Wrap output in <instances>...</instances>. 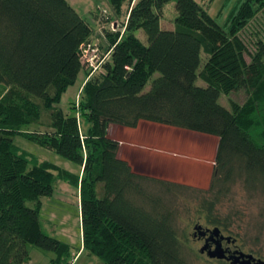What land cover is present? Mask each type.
I'll list each match as a JSON object with an SVG mask.
<instances>
[{"label": "trees", "instance_id": "16d2710c", "mask_svg": "<svg viewBox=\"0 0 264 264\" xmlns=\"http://www.w3.org/2000/svg\"><path fill=\"white\" fill-rule=\"evenodd\" d=\"M169 1L177 15L174 28L164 29ZM109 5L112 13L91 12L108 43L97 44L95 68L82 56L93 42L91 23L67 0H0V264H28V244L55 251L48 264L72 263L68 245L46 234L39 218L40 198L52 195L58 179L77 189L82 249L103 264H192L187 234L178 233L180 210L196 239L197 224L227 229L220 208L236 180L264 195V38L251 51L239 36L264 0H241L227 29L196 0ZM80 72L86 80L65 113L60 101ZM240 90L243 102H219L221 93ZM44 110L48 129L26 130ZM141 121L217 137L207 191L190 199L193 189L137 172L118 155L110 126L136 128ZM18 135L71 159L80 171L31 159L15 142Z\"/></svg>", "mask_w": 264, "mask_h": 264}, {"label": "rangeland", "instance_id": "374dc122", "mask_svg": "<svg viewBox=\"0 0 264 264\" xmlns=\"http://www.w3.org/2000/svg\"><path fill=\"white\" fill-rule=\"evenodd\" d=\"M70 5L79 12L86 20L90 21L93 32L102 38L104 32L98 21L92 19L93 10L106 9L112 13L109 0H67ZM202 3L210 16L216 19V22L227 29L228 15L233 7H236L241 0H196ZM164 18L170 19L174 27V19L177 15L174 1H169L164 6ZM138 36L146 40L144 31H138ZM239 36L247 44L251 51H254L255 43L258 38H264V10L258 12L246 28L241 30ZM98 38V40L100 39ZM97 40V42H98ZM206 54L203 52L201 57V66L204 65ZM84 59V58H83ZM249 57L246 56V60ZM157 73L155 74V76ZM84 72L77 77V82L70 86L63 94L59 106L65 113L71 112V102L76 100L80 94L79 87L82 85ZM197 84L202 85L204 81L197 79ZM150 80L145 87L149 88ZM2 89V87H0ZM7 89L3 92L5 93ZM35 99L38 97L33 96ZM247 95L243 90L225 95L220 94L219 102L223 105H230V98L236 102H243ZM1 98V97H0ZM50 111H42L41 120L33 122L26 130L45 131L48 129L50 121ZM83 130H87L89 124L84 118L81 120ZM150 121H142L136 128H121L113 125L109 130V135L120 142L118 155L128 159L133 168L139 172L156 178H164L193 189L189 193V198L201 195L200 191H207L212 179L214 170V159L216 156L217 137L207 134H201L197 131H187L173 126H160ZM15 142L22 150L41 160H50L60 167L78 173L79 165L71 159H65L54 151L43 148L28 140L24 136L14 137ZM230 193L224 199L223 206L220 208L221 219L226 222V230L229 235L237 238V248L252 254H258L264 259V195L260 192L248 189L243 179H238L230 186ZM52 195L43 196L39 213L41 229L48 234L66 243L70 251L71 264H103V261L87 250L82 249L81 239V216L79 194L77 189L58 179L54 182ZM197 191V192H196ZM190 198V199H191ZM28 206H33L31 201L26 202ZM195 205V200L193 201ZM191 216L194 215L193 206ZM232 214L228 220H224L227 214ZM181 221L179 223L178 233L187 234L188 246L187 256L192 264H216L215 261H209L205 255H200L199 248L203 243L193 237V225L187 226L186 211L180 210ZM195 216V215H194ZM198 234L196 235V238ZM200 237V236H199ZM232 247H235L232 245ZM30 260L28 264H48L51 257H54L55 251L45 250L32 244H28ZM217 259V258H216Z\"/></svg>", "mask_w": 264, "mask_h": 264}, {"label": "water", "instance_id": "95a60500", "mask_svg": "<svg viewBox=\"0 0 264 264\" xmlns=\"http://www.w3.org/2000/svg\"><path fill=\"white\" fill-rule=\"evenodd\" d=\"M202 225L197 224L195 229H200V234H206L204 230L201 229ZM209 229V228H208ZM210 230V236L209 238L206 239L205 243L203 246L200 248V251L202 253H207V256L209 258H217V259H227L231 261V264H252V261L255 260L254 255L251 253H246V252H239V255L237 256H228L225 254V250L222 248V245L219 244V241L216 240V246L214 248H211L210 245L208 244L209 239L214 240L216 236L220 235V230L218 227H214L213 229ZM229 238V237H228ZM256 264H264V260L258 259Z\"/></svg>", "mask_w": 264, "mask_h": 264}, {"label": "flooded vegetation", "instance_id": "af4514ba", "mask_svg": "<svg viewBox=\"0 0 264 264\" xmlns=\"http://www.w3.org/2000/svg\"><path fill=\"white\" fill-rule=\"evenodd\" d=\"M212 225H208V226H202V230L205 231L206 234H200V229H197V232H194V234H198V237L196 238L197 240H199L200 242H202V244L206 241L207 238H209L210 236V230L208 228H212ZM200 236V237H199ZM229 237V238H228ZM216 240L219 241V244L222 245V248L225 250V254L228 256H238L239 252H246L243 251L239 248H237V238H233V235H229L228 232H225L222 228L220 231V235L216 236L214 240L209 239L208 244L210 245L211 248H214L216 246ZM232 245H234L235 247H232ZM248 253V252H246ZM206 252L204 253V255L206 256ZM252 254V253H251ZM254 255V254H253ZM255 260L252 261V264H256V262L258 261V259H262L264 260L261 256H259L258 254L254 255ZM208 260L210 261H216L218 259L216 258H208ZM225 261H227L229 264H231L230 260L224 259Z\"/></svg>", "mask_w": 264, "mask_h": 264}, {"label": "built area", "instance_id": "2783aa9c", "mask_svg": "<svg viewBox=\"0 0 264 264\" xmlns=\"http://www.w3.org/2000/svg\"><path fill=\"white\" fill-rule=\"evenodd\" d=\"M101 14H107L108 11L106 9H103L100 11ZM116 24L112 23L111 27H115ZM83 60L87 63H89L91 66L94 65L100 58L99 55V48L97 47V44L95 42H92L88 44L86 47H84L83 52H82ZM95 67V65L93 66ZM96 68V67H95Z\"/></svg>", "mask_w": 264, "mask_h": 264}, {"label": "crops", "instance_id": "0c3cea01", "mask_svg": "<svg viewBox=\"0 0 264 264\" xmlns=\"http://www.w3.org/2000/svg\"><path fill=\"white\" fill-rule=\"evenodd\" d=\"M136 0H133V2H135ZM161 26H162V28H164V29H173L174 27H173V25H172V23L170 22V19H167L166 17L164 18V14H163V16L161 17ZM102 29V28H101ZM101 34H98L97 36L95 35V33L93 32V36H92V38H93V42H95L96 44H98V43H100V44H102V46L103 47H106L107 45H108V43H107V40L105 39V37L104 36H102V38H100L99 36H100ZM98 38H100L99 40H98ZM97 40H98V42H97ZM81 73V72H80ZM79 73V74H80ZM83 82H82V85L84 84V82H85V74H84V77H83ZM81 85V86H82ZM81 86L79 87V89L78 90H80V88H81ZM65 94V93H64ZM141 123H142V121H141ZM140 123V124H141ZM156 125H158V124H156ZM117 126V125H116ZM160 126H165V125H160ZM112 126H110V128H111ZM121 127V126H120ZM110 128H109V130H110ZM121 128H123V127H121ZM125 128V127H124ZM123 128V129H124ZM126 128H128V127H126ZM179 129V128H178ZM211 136V135H210ZM133 167V166H132ZM135 170L138 172V169H136L135 168Z\"/></svg>", "mask_w": 264, "mask_h": 264}]
</instances>
